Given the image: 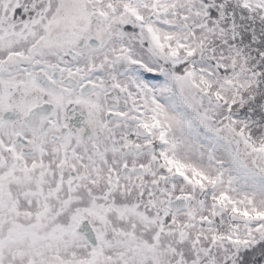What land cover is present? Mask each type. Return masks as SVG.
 Here are the masks:
<instances>
[{
	"label": "snow or ice",
	"instance_id": "snow-or-ice-1",
	"mask_svg": "<svg viewBox=\"0 0 264 264\" xmlns=\"http://www.w3.org/2000/svg\"><path fill=\"white\" fill-rule=\"evenodd\" d=\"M0 264H264V0H0Z\"/></svg>",
	"mask_w": 264,
	"mask_h": 264
}]
</instances>
